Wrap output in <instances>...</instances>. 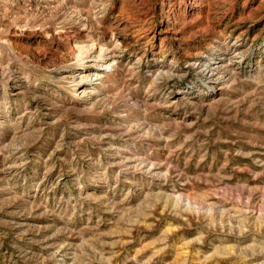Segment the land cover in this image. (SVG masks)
<instances>
[{
  "label": "rangeland",
  "instance_id": "rangeland-1",
  "mask_svg": "<svg viewBox=\"0 0 264 264\" xmlns=\"http://www.w3.org/2000/svg\"><path fill=\"white\" fill-rule=\"evenodd\" d=\"M0 264H264V0H0Z\"/></svg>",
  "mask_w": 264,
  "mask_h": 264
},
{
  "label": "bare ground",
  "instance_id": "bare-ground-1",
  "mask_svg": "<svg viewBox=\"0 0 264 264\" xmlns=\"http://www.w3.org/2000/svg\"><path fill=\"white\" fill-rule=\"evenodd\" d=\"M109 65H110V62H109V63L107 62V64H106L105 66H109ZM208 71H209V70H208ZM96 74H97V73H96ZM96 74H95V73H92V74H91V73H82V72H81V73L78 74L77 77H78L79 79L83 78V79L86 80V79L92 78V76H95ZM96 76H97V75H96ZM214 79H215V80H221L222 77H221V76H215ZM81 80H82V79H81ZM79 81H80V80H79ZM83 81H84V80H83ZM86 81H87V80H86ZM81 82H82V81H81Z\"/></svg>",
  "mask_w": 264,
  "mask_h": 264
}]
</instances>
